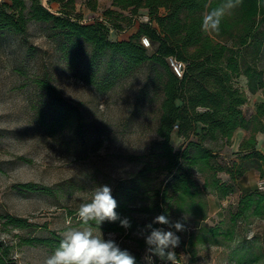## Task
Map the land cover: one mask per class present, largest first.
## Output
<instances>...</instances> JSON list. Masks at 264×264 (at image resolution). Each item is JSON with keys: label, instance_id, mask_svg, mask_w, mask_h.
<instances>
[{"label": "rangeland", "instance_id": "374dc122", "mask_svg": "<svg viewBox=\"0 0 264 264\" xmlns=\"http://www.w3.org/2000/svg\"><path fill=\"white\" fill-rule=\"evenodd\" d=\"M109 2L100 0L97 10L88 11L76 0L73 15L84 23L104 21L102 10ZM47 7L55 10L54 5ZM115 11L118 19L120 15L130 17L128 11ZM127 24L121 22L123 28ZM138 27L139 23L133 22L120 34L107 31L108 40L128 38ZM90 51L83 41H64L49 23L29 22L24 34L0 31V245L18 264H44L55 248L34 239L48 237L51 232L62 236L69 227L67 220H71V227H81L78 209L90 202L97 186H110L116 197L128 192L130 179L141 168L155 138L161 93L153 81V68L140 66L120 76L114 56L113 68L104 73L97 61L88 63ZM256 61L264 82V47ZM41 80H47L57 94L44 91ZM243 81L240 78L238 85ZM245 92L248 101L242 111L249 118L255 103L264 101V89ZM58 110L62 111L61 122ZM256 137L264 151V134ZM170 144L176 150L182 138L174 132ZM242 156L232 142L217 152L215 161L222 167L239 164L244 177L242 192L257 190L264 175H260L254 158L242 161ZM149 177L151 182L131 192L136 206L146 207L157 190L160 174L153 172ZM195 177L201 184L200 177ZM216 177L228 181L224 172H217ZM239 183L225 199L218 200L209 190L199 197L206 204L202 221L197 213L191 216L184 209H171L170 219L185 224L178 235L179 245L172 249L179 258L174 264H264V217H248L235 224L229 221L241 195V180ZM23 184L32 188H23ZM199 201L191 203L192 208ZM131 215L139 225L134 230L106 232L93 225L94 234L114 239L147 264L146 248H140L137 241L145 242L139 233L155 216L152 212ZM10 218L26 220L27 226L15 228ZM199 226H218L228 233L215 240L203 233V242L198 243ZM189 234L194 235L193 258L186 244Z\"/></svg>", "mask_w": 264, "mask_h": 264}, {"label": "trees", "instance_id": "16d2710c", "mask_svg": "<svg viewBox=\"0 0 264 264\" xmlns=\"http://www.w3.org/2000/svg\"><path fill=\"white\" fill-rule=\"evenodd\" d=\"M42 1H45L44 5ZM222 2L110 0L111 8L102 10L104 21L84 23L73 15L76 0L0 1V31L24 34L29 22L49 23L64 41L80 40L89 45L88 63L97 61L104 73L113 68L114 56L120 76L140 66L153 68V81L161 93L155 138L141 168L130 179L131 189L117 197L112 194L118 204L116 212L120 219L130 221L129 231L139 226L131 215L133 212H152L155 217L163 214L170 219L172 208L173 212L184 209L191 216L197 213L202 221L206 204L199 197L205 195L206 190L218 200L232 195L243 170L236 163L222 167L215 159L218 151L231 145L237 130L247 132L238 144V153H243L242 161L254 158L260 175H264V153L256 148V134H264V101L255 103L249 118L242 111L248 101L245 89L251 94L264 89L261 70L256 63L264 47V0H235L236 6L222 18L218 32L202 30L204 16ZM47 5H54L55 10H50ZM80 5L95 11L98 0H80ZM115 10L128 11L130 17L120 15L118 19ZM143 13L148 22L139 21L138 17ZM124 21H128L125 28L121 26ZM133 22L139 23L134 34L125 39L108 40L107 31L120 34ZM141 37L148 39L149 48L141 45ZM168 58L183 64L180 77L172 72ZM240 78L244 80L243 85H238ZM40 84L44 91L57 94L47 80H41ZM62 118V111L58 110V121ZM174 132L182 138V144L176 150L170 144ZM153 172L161 176L155 184L156 192L150 196L146 207L134 205L131 192L151 182L149 174ZM217 172H224L228 181H220ZM195 175L200 177L201 184ZM22 187L32 188L29 184ZM257 190L241 193L230 213L231 223L248 217H264V191ZM195 200L200 201L192 208L190 204ZM9 223L15 228H23L28 222L10 218ZM153 226L169 230L166 225ZM99 227L106 232L124 230L120 223L116 225L109 221ZM226 232L218 226H199L197 234L201 237L197 242H203L202 236L215 240ZM193 236L189 234L186 241L190 258L195 255L191 249L195 244ZM61 238L51 232L48 237L34 240L44 247L56 249ZM137 242L140 248L147 247L144 241ZM7 253L0 245V264H18ZM175 258L179 259L177 255ZM153 261L154 264H165L156 257ZM136 264L144 263L136 258Z\"/></svg>", "mask_w": 264, "mask_h": 264}, {"label": "clouds", "instance_id": "9594fccd", "mask_svg": "<svg viewBox=\"0 0 264 264\" xmlns=\"http://www.w3.org/2000/svg\"><path fill=\"white\" fill-rule=\"evenodd\" d=\"M235 6V0H223L204 16L202 30L218 32L222 18ZM117 207L111 187L97 186L90 202L82 203L78 209L81 227H71V220H67L69 227L62 233L59 246L45 259L44 264H136L135 257L127 249H122L114 239L105 240L94 234L93 225L99 228L105 221L119 220L121 227H131L127 218L120 219L116 212ZM153 224L166 225L169 230L154 228ZM145 230L150 231L145 235ZM145 230H141L139 235L143 236L147 246L144 257L147 264H154L153 257L159 258L165 264H174L175 253L172 249L180 243V237L176 233L184 231L185 224L179 220L173 222L161 214L147 224Z\"/></svg>", "mask_w": 264, "mask_h": 264}, {"label": "built area", "instance_id": "2783aa9c", "mask_svg": "<svg viewBox=\"0 0 264 264\" xmlns=\"http://www.w3.org/2000/svg\"><path fill=\"white\" fill-rule=\"evenodd\" d=\"M139 21L140 22H148L149 19L147 17L146 14H141L139 17ZM140 42H141V45L145 48H149L150 47V44H149V41L146 37H141L140 38ZM168 64L172 70V72L177 76V77H180L182 72H183V64L180 63V62H176L173 60V58H168ZM257 189L260 190V191H264V180H261L257 183Z\"/></svg>", "mask_w": 264, "mask_h": 264}, {"label": "crops", "instance_id": "0c3cea01", "mask_svg": "<svg viewBox=\"0 0 264 264\" xmlns=\"http://www.w3.org/2000/svg\"><path fill=\"white\" fill-rule=\"evenodd\" d=\"M99 2H100V0H98V4H99ZM106 8H111L110 7V2H109V5L106 7ZM245 132L244 131H242V130H237V131H235V133H234V136H233V143L234 144H236L237 146H238V144L241 142V140L242 139H244V137H245ZM256 140H257V145H256V148H257V150H259L261 153H263L264 151H261V149H260V147L258 146V137H256ZM243 176L241 177V183H242V185L240 186L239 184V182H240V180H239V182H238V180H237V183H239L238 184V186H239V190H240V194L241 193H245V192H247V191H250V190H247V191H245V192H242L243 190H242V187H243V185H244V182H242L243 181Z\"/></svg>", "mask_w": 264, "mask_h": 264}]
</instances>
